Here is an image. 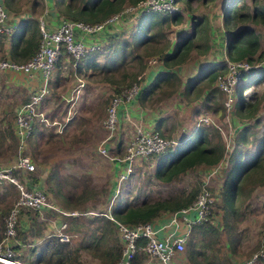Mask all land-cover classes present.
<instances>
[{"label": "rangeland", "instance_id": "rangeland-1", "mask_svg": "<svg viewBox=\"0 0 264 264\" xmlns=\"http://www.w3.org/2000/svg\"><path fill=\"white\" fill-rule=\"evenodd\" d=\"M19 1L18 4L23 6L27 0ZM186 2V0L177 2L176 13L182 16L180 24H158L150 31V35L154 36L152 41L140 48L134 45V36L139 33L140 19L146 12L136 11V8L132 7L134 5L125 3L118 13L123 14L124 19L121 21L123 23L115 24L111 30L112 34H107V38H103L107 43L103 41L102 45H106L103 46L105 51L111 47L108 52L109 58L123 42L128 41L131 45L125 53L126 59L110 70L92 69L90 72L80 73L76 71L78 61L68 55L64 56L62 68L55 72L50 92L39 109V112L45 114L46 120L37 121L33 135L27 141L26 150L20 149L15 121L17 112L30 102L35 90L21 83L23 81L19 77L21 72L13 71L14 74L0 72V167L11 166L20 155L26 154L35 165V170L31 174H17L19 182L30 188L39 187L51 205L71 214L65 217L55 210L38 211L29 208L23 210L13 241L25 243L29 254H34L35 257L37 245L39 248L44 247L45 241L50 237L64 243L53 235V227L65 220L71 235V241L65 244H68L72 260L78 258L77 261L65 264H103L101 259L103 248L106 245L121 244L116 228L108 225L105 220L102 221L103 217L109 218L111 211L118 206L169 200L193 189H198L197 197L204 187H207L215 197L208 226L210 223L213 224L211 221H214L217 213L222 214L221 190L226 175L234 168L233 163L239 158L250 161L264 137V79L254 81L256 78L254 75L264 71V24L261 23L260 17H247L253 13L255 6L264 8V0H256L255 3L246 0L247 6L241 10L242 19L232 25V28L237 30L244 26L253 28L261 39L262 53V58L250 63L258 68L251 72L248 78L243 77L235 86L232 99L221 90L219 78L213 86L208 80L193 86L190 80L198 77L200 71L212 63H226L225 75L229 73V59L225 57L228 35L222 23L223 0H191L189 6ZM65 9L63 6L60 14L64 19H68L64 13ZM194 23L200 29L193 40L194 47L186 55L184 63L171 68L181 80L161 85L150 97L140 101H147V107L157 110L161 119L166 121L167 128L161 132L164 137L178 141L185 131L188 129L190 131L195 123L197 126L199 124L198 128L209 129L207 132L213 143L221 142L225 146L223 158L216 167H208L206 170H204L206 167L195 168L173 182H163L154 176L161 154L148 162H137L131 176L120 182L118 180L125 167L117 169L118 163L112 158L125 154L128 137L131 134L135 136L138 129L155 130L135 125L128 112L130 107H123L118 111L116 130L113 132L108 129L106 120L113 98L130 89L135 83L140 86L145 83L149 73L163 65L160 58L173 48V43L194 33L192 29ZM110 38H119L114 50L111 45L107 46ZM99 61L107 62L104 57ZM213 89L215 91H212ZM210 95L213 100L211 99V103L208 104ZM241 95L246 101L243 113L237 108ZM139 97L140 95L131 104ZM170 126L174 128H168ZM211 126L213 128H210ZM241 135L248 136L246 143L239 144L238 137ZM109 137L111 139L107 140ZM105 141L109 157L100 153L101 145ZM216 169V175L209 178ZM9 185L12 186V190L0 189L4 196H11L12 201L3 216V238L6 231L5 217L19 198L17 187ZM241 186L240 198L236 203L238 207L236 215L226 221L223 216L226 230L220 231V235L210 233L205 242L213 251L208 252L210 249L206 250V247H203L204 252L199 250L200 241H197L196 249L189 251L195 242L188 241L184 253L186 259L184 257L180 259L181 263L186 261L187 264L192 262L207 264L217 259L221 264H233L230 259L222 256L223 253L219 255L214 251L218 246L222 248L221 243L227 237L228 239L235 237V240L242 238V248L233 256L236 264H247L259 254L264 241V180L254 176L243 181ZM65 191H72L70 193L73 196L66 197L68 195L65 196ZM170 214L172 213L167 212L165 215ZM23 216L29 218L27 225L31 227L28 234L21 232ZM238 222L242 223L238 225ZM207 225L201 226L208 227ZM240 233L244 236H239ZM99 242L101 248L94 245H99ZM75 249H78L79 253L73 252ZM206 252L208 255L204 257L203 253ZM198 253H202L203 256L199 257ZM137 260H140V264H159L144 252L140 253ZM256 264H264V261L257 260Z\"/></svg>", "mask_w": 264, "mask_h": 264}, {"label": "built area", "instance_id": "built-area-1", "mask_svg": "<svg viewBox=\"0 0 264 264\" xmlns=\"http://www.w3.org/2000/svg\"><path fill=\"white\" fill-rule=\"evenodd\" d=\"M177 2V0H144L132 7L136 8V11L167 14L178 11ZM123 19L121 13L112 15L106 21L94 25L65 19L55 30L49 29L46 20L42 19L39 25L40 44L36 53L29 60L23 63L8 59L0 60V71L10 70L27 75L40 74L42 77V83L33 93L30 102L23 105L17 112L15 126L21 150L27 149V141L33 135L37 121L46 120L45 114L42 111L39 112V109L50 92V84L57 71V63L60 58L67 54L79 62L89 54L100 51L102 44L100 42H87L86 37L99 35ZM14 31L15 26L9 23V10L4 1L0 0V35H12ZM228 67V75L219 77V82L221 90L232 99L235 86L240 83L243 75H251V72L258 66L251 65L247 61L229 60ZM144 84L142 83L140 86L135 83L132 85L133 87L131 86L121 95L113 98L109 117L106 120L108 129L113 132L116 130L118 111L132 103L140 94ZM109 139L111 137L107 140ZM106 141L102 143L100 153L109 157L105 146ZM180 144L179 140L166 138L160 132L138 129L136 135L126 142L125 154L122 157L112 158L125 167L118 181L127 180L137 162H148L170 148L180 146ZM34 170L35 165L26 154L20 155L11 166L0 167V189L13 184L19 191L17 203L5 217L6 231L0 243V263L2 264H22L16 259L17 253L10 242L17 235L18 219L23 210L28 208L38 211L49 209L58 211L65 217L71 215L51 205L39 187L30 188L19 182L17 174H31ZM216 172L217 169L210 174L209 178L216 175ZM214 203L215 197L211 190L204 187L191 205L154 222L128 225L115 220L110 215L109 218L115 224L122 245V255L117 264H133L141 252L159 264H176V261L185 252L186 244L190 238V229L194 226L207 225L210 222ZM53 235L60 242L68 243L71 241L68 224L65 220L54 227ZM257 260L264 261V241L259 254L255 255L247 264H255Z\"/></svg>", "mask_w": 264, "mask_h": 264}, {"label": "trees", "instance_id": "trees-1", "mask_svg": "<svg viewBox=\"0 0 264 264\" xmlns=\"http://www.w3.org/2000/svg\"><path fill=\"white\" fill-rule=\"evenodd\" d=\"M3 1L10 7L9 0ZM142 1L144 0H56V5L59 13H61L60 11L63 6L66 8L64 13L69 20L85 23H100L108 17L118 14L125 3L135 6ZM186 1V4L189 6L191 0ZM252 1L253 3L256 2V0ZM246 3V0H223L222 23L225 26L228 35L226 41V56L231 61H247L249 63H254L256 60L262 58V53H260L261 39L259 35L249 26H244L238 30L232 28L234 22L242 19L243 13L241 10L247 6L245 5ZM249 16H252V18L260 17L261 23L264 24V8L255 6L253 8V13L247 15V17ZM181 21L182 16L180 13H167L163 15L159 12L144 13L143 17L140 19V31L134 36V45L140 48V46H145V44L152 41L154 36L150 35V31L158 24H180ZM39 24V22L34 23L33 33L30 37H13L10 52L12 61L19 63L26 62L36 53L41 39ZM192 29L194 30V33L180 41H176V43H173V48L164 53L160 58L164 67L167 68V71H162L157 75L154 83L143 92L142 100L150 97L154 90L161 85L173 81L179 82V80H181L171 68L184 63L186 55H188L190 49L194 47L193 40H195V36L200 29L195 23ZM1 37L2 35H0V38ZM118 39L119 38H110L107 46L111 45L114 50V45H116ZM105 43H107V40ZM130 45L131 43L128 41L123 42L118 47V50H115V53L109 58L108 52L111 47L105 51L103 46L106 45L104 44L100 51L91 53L79 61L76 64V71L82 73L86 71L90 72L92 69L110 70L126 59L125 53ZM64 56H67V54H64L57 63L58 70L62 68L61 65ZM103 57L107 62L103 63L99 61L100 58L103 59ZM206 66L207 67L200 71L198 77L190 79L192 80L191 85H198L199 83L208 80L213 86L217 79L220 76L225 75V72L227 71L226 63H212V65ZM243 77L246 79L249 76L243 75ZM254 77H256L254 81H260L262 78L264 79V71L259 72L257 75H254ZM212 91L215 90L213 89ZM243 92L244 91H242V93ZM211 99L210 95L207 100L208 104L211 103ZM245 107L246 101L241 95L239 97L237 108L242 112ZM210 128L213 127L211 126ZM208 130L209 129L204 127L198 128L191 139H183L180 146L170 148L163 153L162 156L159 157L160 161L155 169V178L163 182H173L183 174L195 168L216 167L223 158L225 146L221 142L213 143L207 132ZM247 140L248 136L241 135L238 137L239 144L246 143ZM233 164L234 168L227 174L223 189L221 190L222 205L220 208L225 212V221L236 215L238 209L236 203L238 202V198H240L242 189L241 184L243 181L254 176H259L264 180V137H262L258 145V150H256V154L250 161H244L243 158H239ZM197 193L198 189H193L188 193H184L182 196L173 197L169 200L166 199L155 202L145 201L140 205L128 203L125 206L115 207L111 211V216L115 220L128 225L154 222L161 219L167 212L174 213L191 205L194 202ZM101 220H105L108 225H113L115 227L114 222L110 218L103 217ZM95 240H97V238ZM100 243L101 242H99V245H94L97 248H101ZM44 245L45 246L38 257V264H65L78 260V258L72 260L68 244L59 243L55 238L50 237L45 241ZM80 248L78 247V249ZM78 249L73 250V252L79 253ZM194 249L195 245H191L189 251H193ZM121 255L122 245L120 243H115L114 245H106V247L103 248L101 259L103 264H117ZM203 255L205 256L204 253ZM203 255L202 253H198L199 257ZM133 264H140V260L136 259ZM191 264L201 263L192 262Z\"/></svg>", "mask_w": 264, "mask_h": 264}, {"label": "crops", "instance_id": "crops-1", "mask_svg": "<svg viewBox=\"0 0 264 264\" xmlns=\"http://www.w3.org/2000/svg\"><path fill=\"white\" fill-rule=\"evenodd\" d=\"M18 2H20V1L19 0H9L10 7L5 3L8 10H9V23H11L13 26H15V31L12 35H6V36H2L0 38V59L11 60L10 52H11V48H12L13 37H15V36L16 37L20 36L22 38L30 37L33 33L35 22L40 23V20L45 19L48 28L51 30H55L59 27L61 22L63 20H65L61 16V14L59 13V10L57 9L56 0H43V1H38V2L37 1L33 2L32 0H27L23 4V6H20L18 4ZM121 21H123V20H121ZM121 23H123V22H121ZM114 26H110L109 28H107L104 32L100 33L99 35L87 36L86 37L87 42H90V43L100 42L102 44L103 41H106V39H103V38H107V34L108 35L112 34L111 30ZM225 57H227V56H225ZM162 71H167V68L164 67V65H160L159 67L152 70L151 73H149L148 77L145 80V84L142 88L141 93L139 94L140 95L139 99L135 100L133 104L130 103L125 107V108L130 107V109H128V112L130 113L132 121L135 125H137V126L140 125V126H144L147 129L160 131V133L163 132L165 130V128H167L166 127L167 125H165L166 121L164 119H161V117L159 115L160 113L157 110H153L150 107H147L148 106V105H146L147 101L141 102L140 100L142 99V96L144 94L143 92L145 91V89L154 83L157 75ZM5 72H7V73L10 72V73L14 74L15 71L13 72L10 70H6ZM20 74L21 75L19 77L21 78V80H23L25 82L24 83L22 81L21 83L26 85L27 87L32 88V90L33 89L36 90V88H38L42 83V77L40 74H34V75H27L24 73H20ZM123 112H122V117H123ZM168 128H174V126H170ZM197 129H198V126L195 123L192 126V128H190V131H189V129L187 131H185L186 133L183 134L181 139H179L180 143L182 142L183 139H186V140L191 139L194 136V134L196 133ZM133 136H134V134H131L130 137L127 136L128 140L126 142L131 140L133 138ZM120 143H122V141H120ZM117 166H118L117 169L120 170L121 167H123L124 165L121 163H118ZM202 168H204V167H202ZM206 169H208V168H205L204 170H206ZM219 173H220V175L222 174L221 171ZM226 177H227V175H226ZM224 183H225V181L223 182V184ZM11 187H12L11 185H7L6 187H3V188H5L4 191H6V188H8V190H10V189L12 190ZM12 192H14V191H12ZM70 192L72 193V191H70ZM70 192L64 193L65 196L66 195H68L66 197L73 196ZM3 194L4 193H1V191H0V243L3 240V216L12 204V201H10L11 196H8V195L4 196ZM220 212L222 214L217 213L216 214L217 217L215 216L214 221H211L213 224L210 223V226H208V225H207L208 227H206V226H199V227L194 226L190 229L189 241L195 242L194 243L195 249L197 248V241H200V243H201L200 248L201 249H199V250L204 252L203 247H206V250H208V248L210 249L208 252L213 251V248L205 245V242L207 241V238L209 237L210 233L220 235L221 234L220 231L226 230L224 227V222H223L224 221L223 216H224L225 212L221 208H220ZM168 216L169 215H163L162 218H166ZM217 218H218V220H217ZM28 220H29V218L26 216H23L21 219V232L24 234H28L30 231L31 226L27 225ZM219 221H220V223H219ZM241 223L242 222H238V225H240ZM224 234L227 236L226 233H224ZM239 236L243 237L244 235H242L240 233ZM29 237H31V236L29 235ZM10 244L13 245L14 250L16 249L15 252L17 253V260L19 262H21L22 264H38L37 263L38 257L40 256L43 247L39 248L37 245V248L35 250V253L37 255H35V257H34V254L28 253L27 245L25 243L21 244L19 242V240H16V241L10 242ZM221 244H222V248H220L218 246L214 251L217 252L219 255H220V253L221 254L223 253L222 256L227 257L228 259L231 260V262L233 264H236V262L233 260V256H235L236 253H238V251L242 248V246H241L242 238H240V239L238 238L235 240V237H233L231 239H228V237H227V238L223 239V242ZM184 253L179 257L178 261H176V264H187L186 261L185 262L182 261V263H181V260H180L183 257H184V259H186V257L184 256ZM204 254H205L204 257H206L208 255L207 252ZM0 264H2V263H0ZM207 264H221V263L219 260L216 259L213 261V263L211 262V263H207Z\"/></svg>", "mask_w": 264, "mask_h": 264}]
</instances>
